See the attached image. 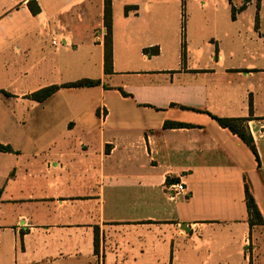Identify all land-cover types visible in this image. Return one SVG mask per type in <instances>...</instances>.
I'll return each instance as SVG.
<instances>
[{"label": "crops", "instance_id": "1", "mask_svg": "<svg viewBox=\"0 0 264 264\" xmlns=\"http://www.w3.org/2000/svg\"><path fill=\"white\" fill-rule=\"evenodd\" d=\"M173 2L112 0L105 73L104 0H0V264H264V0Z\"/></svg>", "mask_w": 264, "mask_h": 264}, {"label": "trees", "instance_id": "2", "mask_svg": "<svg viewBox=\"0 0 264 264\" xmlns=\"http://www.w3.org/2000/svg\"><path fill=\"white\" fill-rule=\"evenodd\" d=\"M248 1L250 0H244V5ZM256 1L259 2L260 0ZM29 7L33 13L38 12V6L36 4L33 5L32 2H29ZM129 8V6H126L125 12H128ZM232 11L234 13L235 9H232ZM104 26L106 29V33L104 36V71L105 73H110L112 72V0H104ZM157 51L158 49L155 48V52ZM99 83V80L80 79L78 81L69 82L62 85H51L34 92L33 94H31V98L37 101H43L62 87H90L98 85ZM180 108L204 112L199 109H193L185 106H180ZM210 116L215 119L221 127L229 129L233 134L237 135L242 140V142L251 150V152L255 156V159L259 166L260 159L252 134L250 133L247 125L248 118L219 117L212 114H210ZM190 126L192 125L176 121H165L163 125L164 128H179ZM0 151L12 152L13 149L9 145L0 143ZM245 202L248 212V224L250 226L264 225V219L247 185L245 186Z\"/></svg>", "mask_w": 264, "mask_h": 264}, {"label": "rangeland", "instance_id": "3", "mask_svg": "<svg viewBox=\"0 0 264 264\" xmlns=\"http://www.w3.org/2000/svg\"><path fill=\"white\" fill-rule=\"evenodd\" d=\"M230 1V3H229ZM169 0H164V4H168ZM173 5L180 8L203 7H227V5L241 8L244 6V0H174ZM255 6V4H251ZM183 24L181 25V27ZM180 32V31H179Z\"/></svg>", "mask_w": 264, "mask_h": 264}, {"label": "built area", "instance_id": "4", "mask_svg": "<svg viewBox=\"0 0 264 264\" xmlns=\"http://www.w3.org/2000/svg\"><path fill=\"white\" fill-rule=\"evenodd\" d=\"M171 189L175 192V193H182L185 191L186 186L185 183H183L182 181H179L177 183H174L173 185H171Z\"/></svg>", "mask_w": 264, "mask_h": 264}]
</instances>
